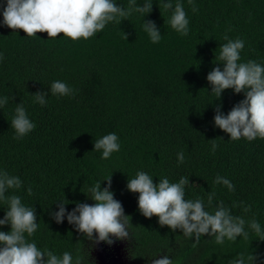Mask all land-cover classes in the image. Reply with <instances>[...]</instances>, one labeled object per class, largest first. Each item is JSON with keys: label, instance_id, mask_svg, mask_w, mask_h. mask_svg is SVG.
Instances as JSON below:
<instances>
[{"label": "trees", "instance_id": "16d2710c", "mask_svg": "<svg viewBox=\"0 0 264 264\" xmlns=\"http://www.w3.org/2000/svg\"><path fill=\"white\" fill-rule=\"evenodd\" d=\"M115 2L126 8L129 0ZM152 2L145 17L134 13L74 42L63 34L48 38L47 33L14 32L3 24L6 0H0V98L12 97L0 108V170L23 184L6 195H18L35 209L39 226L26 239L58 256L70 252L74 264L77 257L81 264H97L95 243L78 233L67 216L57 224L51 213L61 201H69L66 213L77 202L93 204L88 189L97 182L106 188L111 174L110 191L131 217L128 255L133 262L151 264L168 256L173 264H230L240 253H252L257 257L253 264H264V241L247 223L248 239L216 244L214 237L201 236L195 243L179 229L161 227L158 217L145 218L138 209L139 194L127 190L128 179L139 171L152 176L154 184L164 177L172 183L189 177L185 199H202L210 213L222 201L233 216L246 222L255 218L264 230V139L233 141L215 126V108L221 106L227 115L245 96L227 89L219 99L207 81L213 68L223 70L216 63H221L225 34L244 40L241 62L264 66V0H194L195 13L188 0H180L189 19L187 36L168 24L171 12L160 7L162 0ZM143 3L137 0V6ZM144 20L155 22L162 35L158 43L143 30ZM57 80L73 88V96L51 95L50 85ZM37 92L48 93L46 106L35 102ZM21 102L36 127L16 139L11 120ZM109 133L118 136L120 150L105 160L94 141ZM181 151L185 159L178 163ZM217 175L229 179L235 190L215 184ZM247 205L251 211L245 213ZM6 211L0 201V219ZM10 230V225L0 227Z\"/></svg>", "mask_w": 264, "mask_h": 264}, {"label": "clouds", "instance_id": "9594fccd", "mask_svg": "<svg viewBox=\"0 0 264 264\" xmlns=\"http://www.w3.org/2000/svg\"><path fill=\"white\" fill-rule=\"evenodd\" d=\"M192 12L198 11L194 0H188ZM152 0H144L143 7L137 6V0H129L127 7L117 6L115 0H6L3 8V24L9 29L22 30L26 36L34 37L37 33H47L48 38H57L60 34L77 41L81 38L88 40L97 33L102 32L110 22L120 24L134 13L142 16L152 11ZM166 12H171L168 24L182 36L189 34V19L180 0H162L160 5ZM143 30L148 34L152 43H158L162 35L153 21H143ZM124 34V33H123ZM127 41V35L124 34ZM226 43L220 46L218 60L223 64L213 68L207 75L211 85V93L219 99L227 89H233L236 94L244 93L245 99L236 104L227 115L221 111V106L215 108L214 124L227 133L233 141L245 138L253 141L264 139V66L255 60L241 62V51L245 47L244 40H232L224 35ZM0 54V60H3ZM217 59V58H215ZM75 90L65 82L54 81L50 85L53 96H73ZM36 103L46 106L47 92H37L32 95ZM11 96L0 98V108L6 106ZM36 125L29 119L26 109L21 102L16 105L15 114L11 120V128L16 139H22L35 129ZM212 141V151L218 145ZM94 150L102 151V159H109L111 155L120 150L119 138L115 133H109L94 141ZM184 152L177 155L178 163H183ZM111 177L106 180L108 186L101 189V182L95 183L88 189V197L93 204L76 203L73 211L66 213V204L58 203L59 210L51 213L57 224H61L67 216V222L74 225L78 233L83 234L93 243L104 242L112 245L115 240H127L130 237L129 227L131 217L125 215L122 204L114 199L111 189ZM214 183L224 185L229 191L235 186L226 177L217 175ZM189 177H181L178 182L172 183L168 178L159 179L154 184L153 177L144 171L136 173L135 177L128 179L127 190L138 193V209L148 219L158 217L161 227L167 226L173 231L181 230L183 236L195 237L198 243L201 236L215 238L216 244H223L225 239L236 241L237 237L248 239L249 233L245 225L264 241V230L255 218L246 222L243 217L233 216L221 201L210 213L205 210L202 199H185V187L189 185ZM23 186L22 180L5 170H0V201L7 205L0 227L10 225V232L0 231V264H74L70 252L62 256L53 251L37 247L35 242H29L27 237L33 236L38 229L35 209L22 203L18 195H6L9 190H18ZM32 194V189H27ZM215 192L208 195L211 205ZM236 207V205H233ZM245 213L251 211V205L243 208ZM96 234L93 240V234ZM195 246V244H194ZM257 259L252 253H240L230 261V264H253ZM75 264H81L77 257ZM152 264H173V261L164 256L152 259Z\"/></svg>", "mask_w": 264, "mask_h": 264}, {"label": "rangeland", "instance_id": "374dc122", "mask_svg": "<svg viewBox=\"0 0 264 264\" xmlns=\"http://www.w3.org/2000/svg\"><path fill=\"white\" fill-rule=\"evenodd\" d=\"M112 245L100 242L95 243L93 255L97 264H140L133 262L128 255L129 241L115 240ZM152 264V263H151Z\"/></svg>", "mask_w": 264, "mask_h": 264}]
</instances>
